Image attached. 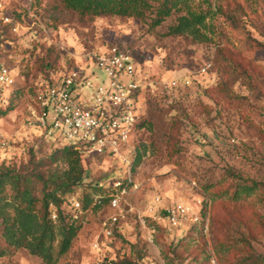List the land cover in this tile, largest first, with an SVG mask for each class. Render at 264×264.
I'll list each match as a JSON object with an SVG mask.
<instances>
[{
    "label": "rangeland",
    "instance_id": "1",
    "mask_svg": "<svg viewBox=\"0 0 264 264\" xmlns=\"http://www.w3.org/2000/svg\"><path fill=\"white\" fill-rule=\"evenodd\" d=\"M0 4V69L7 78L0 82V170L25 175L37 167L46 178L52 170L44 167L47 159L67 145L38 126L32 114L35 92L70 71L88 68L97 84L101 74L90 66L92 53L111 47L126 52L142 85V129L130 137L138 153L134 187L121 197L120 210L101 201L112 193L119 162L83 156L86 178L63 203L70 212V198L86 205L75 214L76 232L67 251L59 254V236L49 261L10 247L0 223V264H139V259L143 264H247L264 259V0H193L189 5L205 15L204 22L179 35L171 29L185 11L150 28L148 20L80 18L57 0ZM32 185L39 197L40 183ZM237 185L251 190L232 199ZM2 193L11 200L9 183ZM175 204L201 209L197 227L169 232L153 222L150 208ZM36 208L40 211L39 204ZM223 208L233 217L212 226ZM116 215L106 236L103 226ZM219 232L227 248L218 249Z\"/></svg>",
    "mask_w": 264,
    "mask_h": 264
},
{
    "label": "built area",
    "instance_id": "2",
    "mask_svg": "<svg viewBox=\"0 0 264 264\" xmlns=\"http://www.w3.org/2000/svg\"><path fill=\"white\" fill-rule=\"evenodd\" d=\"M88 59L90 66H95L101 74L97 84L92 78L96 73L89 68L70 71L36 92L32 114H36L38 126L48 137L60 139L82 156L106 157L119 162L120 169L111 183L108 201L111 209L119 211L121 197L129 187H134L137 151L133 139L130 144V137L139 131L141 79L130 55L117 47L92 53ZM0 82H7L3 68L0 69ZM69 204L76 218L81 203L70 198ZM149 211L153 213V222L163 225L169 232L201 222V209L194 212L184 204L160 210L150 208ZM118 217H112L103 226L106 236L111 234Z\"/></svg>",
    "mask_w": 264,
    "mask_h": 264
},
{
    "label": "trees",
    "instance_id": "3",
    "mask_svg": "<svg viewBox=\"0 0 264 264\" xmlns=\"http://www.w3.org/2000/svg\"><path fill=\"white\" fill-rule=\"evenodd\" d=\"M191 1L193 0H57L63 10L74 13L80 18L117 16L139 21L148 20L150 28H155L170 16L185 11L184 15L177 17V25L171 29L172 34L175 35L204 22L205 15L196 14L189 5ZM12 92L13 95L14 91ZM7 104V108H9L10 105ZM137 128L138 130L142 129V124L139 123ZM174 149L175 146H172V150ZM170 154L174 155L175 153L170 152ZM82 157L77 150L70 146L55 150L44 165V167L52 169L46 178L39 171H35L37 167L25 175L15 173L14 170H0V195L3 194L6 182L9 183L10 189L13 191L11 200L7 199L5 195L0 196V223L3 226L4 239L10 247L25 248L30 254L49 261L52 260L53 244L56 237L59 236L60 240L57 244L59 254L67 251L76 232L74 222L77 218H73V214L64 208L63 203L65 194L81 186L86 178ZM137 157L138 153L134 163ZM60 166L64 168L59 169ZM35 183H40L39 197L33 195L34 185L32 184ZM228 190L223 192L227 194ZM250 190L249 187L237 185L232 199L236 198L240 192ZM108 199V197L101 198V201L106 202L109 201ZM38 204L40 211L36 208ZM85 208L86 205H82V209ZM6 209L12 210L11 217L5 214ZM219 213H221L219 218H215V220L212 218V226L213 224L219 225L221 222L225 224L229 216L232 218L234 215L226 208H223ZM53 215L54 218H52ZM194 227L197 226L194 225ZM219 233L218 249L227 248L224 233ZM139 260V264H143L142 260ZM112 263L114 262L110 264ZM247 264H264V259L253 258Z\"/></svg>",
    "mask_w": 264,
    "mask_h": 264
}]
</instances>
